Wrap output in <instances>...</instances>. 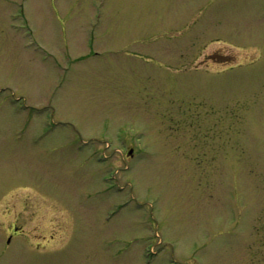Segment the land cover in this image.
<instances>
[{
  "label": "rangeland",
  "instance_id": "374dc122",
  "mask_svg": "<svg viewBox=\"0 0 264 264\" xmlns=\"http://www.w3.org/2000/svg\"><path fill=\"white\" fill-rule=\"evenodd\" d=\"M0 264H264V0H0Z\"/></svg>",
  "mask_w": 264,
  "mask_h": 264
},
{
  "label": "water",
  "instance_id": "95a60500",
  "mask_svg": "<svg viewBox=\"0 0 264 264\" xmlns=\"http://www.w3.org/2000/svg\"><path fill=\"white\" fill-rule=\"evenodd\" d=\"M131 153V152H130Z\"/></svg>",
  "mask_w": 264,
  "mask_h": 264
}]
</instances>
